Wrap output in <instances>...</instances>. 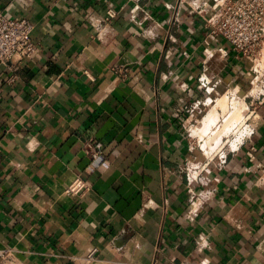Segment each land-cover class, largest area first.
I'll use <instances>...</instances> for the list:
<instances>
[{
    "label": "crops",
    "instance_id": "0c3cea01",
    "mask_svg": "<svg viewBox=\"0 0 264 264\" xmlns=\"http://www.w3.org/2000/svg\"><path fill=\"white\" fill-rule=\"evenodd\" d=\"M212 1L0 0L39 46L0 64V264H264V85L219 164L197 160L185 124L198 99L250 97L248 62L204 41ZM78 178L89 189L67 194Z\"/></svg>",
    "mask_w": 264,
    "mask_h": 264
},
{
    "label": "built area",
    "instance_id": "2783aa9c",
    "mask_svg": "<svg viewBox=\"0 0 264 264\" xmlns=\"http://www.w3.org/2000/svg\"><path fill=\"white\" fill-rule=\"evenodd\" d=\"M197 12L204 20L207 30L206 44H211V39H224L236 57L244 61L252 60L264 41V0H213L211 4L198 7ZM116 16L114 9L107 10L106 19ZM34 23L25 16L9 17L0 14V64L11 60L23 61L30 58L38 49L32 39ZM227 54V52H226ZM119 73L123 70L117 68ZM200 87L205 89L211 98L215 92L216 82L212 77L201 75ZM206 100L198 99L194 107L188 109L185 124L190 125L196 117L195 107L205 104ZM250 115L247 116L248 120ZM252 130L249 129V135ZM85 151L92 162L104 161L105 144L98 139H91L85 144ZM88 185L78 178L66 189L67 194L83 195L88 190ZM190 191V212L199 208L198 193L192 188ZM0 254H5L0 250ZM191 264V263H184ZM204 264V262L199 263Z\"/></svg>",
    "mask_w": 264,
    "mask_h": 264
},
{
    "label": "rangeland",
    "instance_id": "374dc122",
    "mask_svg": "<svg viewBox=\"0 0 264 264\" xmlns=\"http://www.w3.org/2000/svg\"><path fill=\"white\" fill-rule=\"evenodd\" d=\"M247 62L250 73L246 74L244 85H246L250 97L244 96V93H239L237 88H232L228 92L224 90L221 94L215 95L213 103L209 101V103L206 102L199 107L193 108L195 109L196 117L188 125L187 130L198 161L205 162L211 159L210 164H219L232 149L237 147L235 145H238L240 141L249 136V119L246 120L250 111L249 101L257 94L259 86L264 85V41L254 58ZM261 88L263 87L261 86ZM218 98L225 99V107L218 104ZM215 104L217 105L216 107L214 106ZM240 105H242L243 111L239 114V118L235 117V122L233 123L231 114L236 112V107ZM206 116L208 117L207 120H205ZM198 131L204 133H199ZM213 132L215 133L213 134Z\"/></svg>",
    "mask_w": 264,
    "mask_h": 264
},
{
    "label": "bare ground",
    "instance_id": "6f19581e",
    "mask_svg": "<svg viewBox=\"0 0 264 264\" xmlns=\"http://www.w3.org/2000/svg\"><path fill=\"white\" fill-rule=\"evenodd\" d=\"M219 99V98H218ZM215 100H212V98H211V100H210V102L211 103H213ZM216 101H217V99H216ZM225 99H219L218 100V104L220 105V106H223V107H225L226 106V104H224L225 102ZM230 103V102H229ZM243 103V102H242ZM241 104V103H240ZM215 107L217 106L216 104L214 105ZM243 111V108H242V105H240V106H237L236 107V112H234V113H232L231 115L233 116V123L235 122L234 121V119H235V117L236 118H239V114L241 113ZM226 112V111H225ZM207 116H206V118H205V120H207ZM238 120V119H237ZM240 120V119H239ZM232 123V124H233ZM233 128V127H232ZM251 129V128H250ZM197 130H199V129H197ZM210 130V129H209ZM196 131V130H195ZM206 131H207V129H206ZM199 132V131H198ZM202 132V131H201ZM201 132H199V133H201ZM195 133H197V132H195ZM202 133H204V132H202ZM215 132H213V134H214ZM248 134V133H247ZM245 136V135H244ZM239 137V136H238ZM239 140H240V138H239ZM241 142V141H240ZM203 144H205V143H203ZM208 144V143H207ZM235 146H237V145H235ZM205 148H206V146H205ZM211 148V147H210ZM209 149V148H208ZM211 150V149H210ZM214 151V150H213ZM212 152V151H211ZM214 156V155H213Z\"/></svg>",
    "mask_w": 264,
    "mask_h": 264
}]
</instances>
